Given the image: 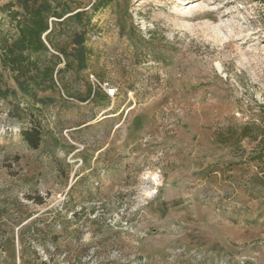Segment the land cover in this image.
Listing matches in <instances>:
<instances>
[{
  "label": "rangeland",
  "instance_id": "rangeland-1",
  "mask_svg": "<svg viewBox=\"0 0 264 264\" xmlns=\"http://www.w3.org/2000/svg\"><path fill=\"white\" fill-rule=\"evenodd\" d=\"M75 2L88 68L0 99V264H264V0Z\"/></svg>",
  "mask_w": 264,
  "mask_h": 264
},
{
  "label": "trees",
  "instance_id": "trees-1",
  "mask_svg": "<svg viewBox=\"0 0 264 264\" xmlns=\"http://www.w3.org/2000/svg\"><path fill=\"white\" fill-rule=\"evenodd\" d=\"M97 7L93 2L88 9ZM2 8L15 35L0 38V99L21 96L34 106L45 105L52 97L39 93L55 92L62 81V77L57 78L59 73L88 68V9H81L75 0H9ZM73 23L80 28H71ZM60 63L63 67H58ZM102 83L99 80L100 86ZM88 89L91 91V86ZM20 133L30 148L39 147L43 135L39 124L23 127Z\"/></svg>",
  "mask_w": 264,
  "mask_h": 264
}]
</instances>
